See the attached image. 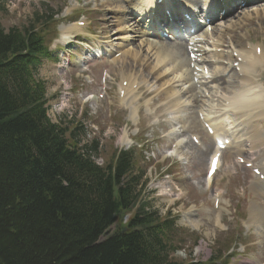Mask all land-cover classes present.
Here are the masks:
<instances>
[{"label": "rangeland", "instance_id": "374dc122", "mask_svg": "<svg viewBox=\"0 0 264 264\" xmlns=\"http://www.w3.org/2000/svg\"><path fill=\"white\" fill-rule=\"evenodd\" d=\"M120 3L125 9L121 0H0V21L9 30L28 25L37 13L63 9L56 17L59 27L51 47L53 57L45 60L37 72L46 84L49 117L53 123L66 128L68 137L73 134L80 146L93 148L97 145V152L92 155L101 165L110 160L117 149L140 150L141 161L144 160L141 165L146 168L150 180L142 203L146 209L160 215L171 212L183 227L180 237L184 239L174 255L177 260L205 262L211 256L221 254V264H260L264 261V220L254 217L253 205L258 203L264 210V192L257 191L252 172L238 164L229 150L217 176L223 195L222 207L219 212L214 210V189H210L204 180L212 147L204 159L198 152L206 149L210 137L198 123L197 111L211 106V101L205 104L192 102L191 94L186 91L189 83L183 81L189 76L184 72L189 61L184 65L177 63V69L182 65L179 71L174 68L175 63L165 62L174 59V51H169L165 45L150 43L145 36L141 37H145L147 44L144 38L137 37L135 26L138 23L127 13L124 17L123 13L119 14ZM256 4H260L257 9ZM78 20L87 25L74 29ZM119 20L127 23L120 27L122 22ZM224 28V32L228 29L225 34L232 33L223 38L228 44L222 53L224 60L231 57L232 38L244 47L261 42L264 51V0L241 7L230 17L215 23L218 35ZM62 29L72 31L66 36ZM182 44H176L181 52L185 50ZM89 45L92 53L101 49L104 58L87 60ZM159 47L166 58L161 57V61L155 50ZM132 50L139 60L130 55ZM121 51L127 57L121 54L115 61L112 56ZM232 60L224 63L221 72L225 73L226 83L219 89L229 95L239 90L241 84L236 75L229 74ZM90 65L95 67L86 72ZM105 68L110 78L108 94L103 100L98 95L104 91L101 89V72ZM255 71L258 86L264 85V69ZM123 78L130 79L129 86L133 90L127 102L120 99L119 94ZM169 89L177 91V95L169 98ZM88 94H93L94 98L86 102ZM220 102L213 103L214 111L223 110ZM247 116L244 118L250 121L249 125L238 122L245 133L251 134L255 129L253 126L264 115L252 116L254 122ZM258 130L264 136V130ZM191 134L201 137L203 144L195 146ZM181 137L185 138V143L176 147L174 144ZM115 227L113 225L109 233H113ZM230 247L235 248L231 254Z\"/></svg>", "mask_w": 264, "mask_h": 264}, {"label": "trees", "instance_id": "16d2710c", "mask_svg": "<svg viewBox=\"0 0 264 264\" xmlns=\"http://www.w3.org/2000/svg\"><path fill=\"white\" fill-rule=\"evenodd\" d=\"M50 10L24 27L0 22V264H218L174 257L183 230L142 203L136 149L101 166L97 145L80 146L48 116L37 72L57 36Z\"/></svg>", "mask_w": 264, "mask_h": 264}, {"label": "bare ground", "instance_id": "6f19581e", "mask_svg": "<svg viewBox=\"0 0 264 264\" xmlns=\"http://www.w3.org/2000/svg\"><path fill=\"white\" fill-rule=\"evenodd\" d=\"M122 1V0H121ZM142 3H141V5L139 6V8H138V10L137 11H139V12H142V15L144 16V15H151V12H149L147 9H145V7L146 6H148V8H152V9H154V3H153V1H143V0H140ZM188 2H190L192 5H197V4H199L200 3V1L201 0H187ZM221 0H217V3L218 2H220ZM227 1V3L228 2H231V1H236V0H222V2H226ZM116 2H117V0H116ZM128 2V5H129V7L130 6H132V2H133V0H124V3H127ZM172 2H170V0H165L164 1V3H162L161 5H158V10H159V13H160V15H165L164 14V8L165 7H171V8H173L174 9V11L175 12H179V16H180V10H181V8H178V6L177 5H173V4H171ZM227 3H225L226 4V7H225V9H228V4ZM222 4V3H221ZM240 5V4H239ZM119 13H121V12H125V11H121V10H123L124 8H122L123 6H122V4L120 3L119 5ZM211 7L212 8H214L215 7V5H211ZM240 7H236L235 9L236 10H238ZM145 9V10H144ZM224 9V8H223ZM258 14H260V13H258ZM136 17V16H135ZM136 20H138V21H140V19H138V18H136ZM120 21L122 22V24H120V27H121V25H125L126 23H127V21L125 20H119L118 22L120 23ZM175 21H177L176 19H175ZM125 22V24H123ZM141 22V21H140ZM176 23V22H175ZM147 26V25H146ZM187 26V25H186ZM74 27H76V28H74V29H77V26H74ZM225 28H227V27H225ZM225 28H224V30H225ZM65 29V28H64ZM67 29V28H66ZM122 30H124V31H127L126 29H123V28H121ZM232 29V28H231ZM223 30V31H224ZM72 31V30H71ZM71 31H66V30H63L62 29V32L64 33H66V36H69L70 35V33H71ZM226 31H228V29H226ZM226 31L224 32V33H226ZM158 32V28H154L153 29V31H152V33L145 27V25L143 26V25H141V24H137L136 26H135V34L137 35V37H140V38H144L143 40H144V42L146 43V41H145V37L146 38H148L149 39V42L150 43H155V44H158V45H165V46H167L168 48H169V51H174L173 52V58L174 59H172V60H170V59H168L167 61H165V62H169V63H175V66H174V68L177 70V71H179V70H181L182 69V65H184V64H186V62L187 61H190L189 60V57H188V52H187V44H185V45H183L182 44V42L181 43H179L178 41H176V39L175 40H164L166 43H162L161 41H158L157 39L156 40H154V39H152L151 40V38L153 37V35H154V33H157ZM228 33H230V32H228ZM230 34H232V33H230ZM230 34H225V36L226 35H230ZM141 36H145V37H141ZM124 40V39H123ZM127 40V39H126ZM127 42H130V41H128L127 40ZM168 42V43H167ZM147 44V43H146ZM154 44V45H155ZM176 44H182V46H183V48H185V50L183 51V52H181L179 49L177 50V48H176ZM149 46V45H148ZM185 46V47H184ZM151 49V48H150ZM155 50H157V52H156V54H157V56H159V60L161 61V57H163V59H166L164 56H163V53H162V49L159 47V48H155ZM256 49H254L252 52L249 50V51H246V50H243L244 52H245V55L249 58V60H250V64H249V66H247V67H245L244 69H243V71H254L255 69L254 68H256L257 66H261V67H263L264 66V60L262 59V60H259V59H257V54H256V51H255ZM182 53V54H180V52ZM242 51V50H241ZM154 52V51H153ZM130 55H132L135 59H137V57H138V54L136 53V52H134L133 50L132 51H130ZM155 53V52H154ZM172 53V52H171ZM219 55V54H218ZM263 55H264V53H262V57H263ZM124 56L125 57H127V55H125V53H124ZM157 58V57H156ZM182 58V59H181ZM187 58V59H186ZM264 58V57H263ZM177 59H179V60H177ZM137 60H139V59H137ZM136 60V61H137ZM116 61V60H115ZM114 61V62H115ZM142 61V60H141ZM160 61H159V63H160ZM176 61V62H175ZM180 62H182V65L180 66L181 68L180 69H177L176 68V64L177 63H180ZM116 63V62H115ZM112 65V64H111ZM187 66H189V62H188V64H187ZM194 70V69H193ZM183 77V76H182ZM125 79H128V78H123V80H125ZM191 80V75H189V76H187V78L186 79H183V81H187V80ZM123 80H122V82H123ZM249 81H251V80H249ZM248 81V82H249ZM165 82V81H164ZM131 83V82H130ZM166 83H167V81H166ZM170 84V83H169ZM136 89V88H135ZM132 88H130V86L128 87V90H127V92H126V96H125V99H124V102H127L128 101V99H130V95L132 94ZM169 92H171V94H169L168 96H169V98H171V97H173V96H175V95H177V91H174L173 89H169L168 90ZM226 92V91H225ZM248 92H249V90H248V88H245V90H243V91H240L239 93H237V94H235L234 96H231V95H227L226 93H222V94H219V91H215V93L216 94H212V96H213V98H217V100H219V101H232L233 103H234V106H237V107H234V109H236V108H238L239 109V107L240 106H243V107H247V106H251V110L252 111H254V112H256L257 110H259L260 108H262V112H264V92H263V90L261 91V93H259V94H257L256 96H254L252 99H249V97H248ZM196 97V94H194L193 95V99L195 100V101H197V98H195ZM212 98V99H213ZM180 100V99H179ZM177 101V100H176ZM250 102H253V103H251V105H248L247 103H250ZM196 102H194V104H195ZM211 112H209V115H208V118H211V114H210ZM258 114V113H257ZM192 118V117H191ZM188 120V119H187ZM256 127H257V125H256ZM190 129V128H189ZM258 129V128H257ZM188 129H186V131H187ZM247 138H249L248 136H247ZM256 141V140H255ZM208 142V141H207ZM253 144H254V146L256 145V143L255 142H253L252 141V148L251 149H254V147H253ZM190 145V144H189ZM195 145V144H194ZM196 146V145H195ZM192 147H194V146H192ZM209 147L211 148H213V143H212V141H210L209 143H207V145H206V149L203 151V150H198V152L200 153V155L202 156V158L204 159V156H205V154L208 152V150H209ZM242 152V151H241ZM240 155H243V154H241V153H239ZM251 160V159H250ZM222 161V160H221ZM249 161V160H248ZM255 161H258V164L261 166V165H263L264 166V149H263V152H260L259 151V154L257 155V159L255 160ZM223 162V161H222ZM255 181H256V189H257V191H259V193L260 194H262L263 192H264V188L263 187H261V182H260V180L258 181L257 179H255ZM179 185V184H178ZM262 193H261V192ZM253 210L255 211H253V214H254V217H260V218H262L263 220H264V210L262 209V206L261 205H259L258 203H255L254 205H253ZM105 236V235H104Z\"/></svg>", "mask_w": 264, "mask_h": 264}, {"label": "snow or ice", "instance_id": "6c2138e0", "mask_svg": "<svg viewBox=\"0 0 264 264\" xmlns=\"http://www.w3.org/2000/svg\"><path fill=\"white\" fill-rule=\"evenodd\" d=\"M215 163H216V161L213 160V170L215 169Z\"/></svg>", "mask_w": 264, "mask_h": 264}]
</instances>
